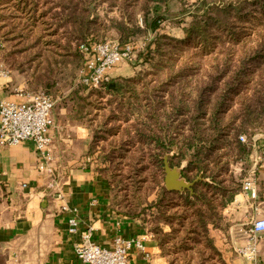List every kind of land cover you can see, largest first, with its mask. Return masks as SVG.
I'll return each mask as SVG.
<instances>
[{
	"label": "rangeland",
	"instance_id": "rangeland-1",
	"mask_svg": "<svg viewBox=\"0 0 264 264\" xmlns=\"http://www.w3.org/2000/svg\"><path fill=\"white\" fill-rule=\"evenodd\" d=\"M4 1L6 0H0V37L6 36L9 40L8 50L11 53L14 51L16 54L7 56L6 51L0 55V66L10 71L11 77L14 74L17 79L26 83L30 92H38L43 90L45 85H53V90L49 95L56 100L54 116H59L60 120L70 114L72 109L71 96L83 92L82 80L85 59L82 48L79 52V59L70 56V58L66 57L67 65L59 64L61 56L67 53V50L64 49L69 47V42L71 50L74 52L77 47L75 40H81V38L89 37L84 41V45L88 46L107 41L121 43L122 36L128 34L133 36L130 40L137 48L136 59L132 63L121 64L116 67V70L119 69L117 70L119 74L125 75L126 79L131 80L128 87L130 90L128 97L131 101H142V108L137 110V112L141 111L142 120L141 122L136 120L135 124L116 121L108 129L118 132L119 137L114 140L110 138L107 143H104V147L105 149L109 148L110 151L111 144L122 145L126 138L138 129L144 137L142 148L140 151L137 150L138 147L136 146V149L132 148V150L118 149L117 152H110L108 158L105 156L108 159L107 162L103 160V165L106 167L102 168L103 171L99 174L110 184L113 190L114 204L121 214L124 215L125 213L138 217L147 233L153 235L155 239L159 237L157 231L163 230V233H169L171 228L161 220V213L155 206L162 188L167 190L165 174L163 176L161 172L156 171V162L151 157L155 144L148 141V138L162 133L163 129L164 131L167 129V133L171 132L175 136L179 135V137L183 134L184 136L190 134L193 119L196 117H199L201 125L206 126V132L211 133V135L215 133L212 118L214 111H216L215 106H217V91L225 90L226 83H229L230 76L234 75L237 69L236 65L230 66L229 71L225 70L228 72L226 73L227 78H222L217 84V77L221 71L219 68L217 72V63L219 62L217 59H220L221 62L229 54H232L230 51H222V49L237 43L235 42L237 36L233 32H229L230 35H227L217 31L215 21H211L213 26L208 31L211 35L206 38L198 36L187 38L185 29L193 25L196 26L206 19H219L217 7L224 9L231 4L235 7L239 0H169L167 4L157 5L149 4V0H72L77 4L76 11L73 10L75 19L72 18V24L67 26V29H61L62 46L55 44L48 49L46 48L49 54L44 52L41 47L33 44L34 40L21 42L20 19L22 16L8 11ZM41 3H48L41 11L45 12L52 8L55 9L53 6L55 4L68 5L69 0H42ZM251 4L254 9L247 6L248 8L245 10L251 9V12L242 13L243 17H250L252 12L257 14L254 16L260 17L261 12L255 8L264 9V0H257V3L252 0ZM86 11L88 12L84 13ZM90 11H92L91 15ZM57 12L59 11H49V14H56ZM155 15H161L164 18L160 28L156 32L147 31L145 21L151 22ZM85 16L90 17V20L84 21ZM235 17L236 14L232 15L229 21L236 22ZM249 20L245 23H250ZM6 23L8 26H5ZM119 25H124L122 32L117 29ZM57 34L56 31L51 30V35H54L55 41H58ZM217 34L222 35L218 36ZM159 36L165 38L160 39ZM247 38L244 36L241 41ZM157 43L160 44L158 52L156 51ZM222 44H226V47H221ZM49 71H53L52 77L49 76ZM41 76L45 77L44 81L46 82L44 84L38 82ZM242 80L243 85L250 84L246 79ZM205 90V94L201 96ZM201 100L204 106L202 111L201 108H198ZM229 100L227 98L228 104L231 103ZM110 101L113 100L109 96L91 93L87 101L83 102L85 107L82 111L83 115L85 113L88 115L86 123L91 124L90 120L95 121L98 118L96 117L97 110L104 107L108 110L102 111L101 120L98 118L97 123L106 120L110 116ZM130 107L131 104L125 103L123 105L113 103L112 105V109L115 108L116 112L125 113L127 118L133 116V110ZM231 107L227 106L228 111L225 116L229 115ZM232 109H236L235 101H233ZM203 112L207 114L203 115ZM97 114L99 115V113ZM115 116L116 119L120 117ZM228 121L229 119L226 120V122ZM71 124L69 121L56 123L62 137L67 138L74 133L72 131L75 130L70 128ZM97 126L93 122L90 127L94 130ZM241 136H245L247 142H240L249 146L253 152L255 146H263L264 119L254 130L243 133ZM238 151L234 143L233 145L219 143L211 152L206 149L208 156L203 154L206 161L212 163L211 168L216 167L215 163L218 160L220 161L219 167H227V172L220 180H224L225 186L233 189V192L237 191V193L242 190L245 168L248 164H252L250 157L243 158ZM173 154L171 153L166 157L169 158ZM228 197V195L223 197L219 194L217 200L212 203L215 210H209V207L204 206L209 220L214 223L208 225V235L196 225V230L204 234L193 236L188 240L184 237L187 229L190 228V222L184 223L182 227V222L179 221L178 216H173L175 213H180V210L178 209L177 212V208L172 207L173 209L169 211L168 216L173 218L172 223L178 233L172 237H165L167 254L163 255L161 251V257L168 264H229L228 259L236 261L230 262L231 264H240L237 262L238 260L241 262L246 260L240 251L244 247L222 246L226 242L225 239L229 230L234 227L235 233L239 235L237 239L240 241V236L250 231L253 222L245 218L241 219V216L233 218L234 214H231L233 219H228V214L224 213L228 205L223 209ZM175 203L178 202L175 201ZM193 239H196L198 243H195Z\"/></svg>",
	"mask_w": 264,
	"mask_h": 264
},
{
	"label": "trees",
	"instance_id": "trees-1",
	"mask_svg": "<svg viewBox=\"0 0 264 264\" xmlns=\"http://www.w3.org/2000/svg\"><path fill=\"white\" fill-rule=\"evenodd\" d=\"M41 1L42 0H6L4 1V5L6 6V9L8 11L15 12L18 15L22 16V19H20L22 30L21 42H26L30 39L34 40L33 44L41 47L44 52L49 54V52L46 50L51 45L58 44L62 46L61 43L63 40L61 39L62 34H60V32L62 31L61 29H67V26H71L72 18H74L73 10L76 11L77 4L72 2V0H69L68 5H63L60 3L58 5L55 4L53 5L55 6V9L52 8L51 10L41 12L42 8L44 6H47L48 4L41 3ZM168 1L169 0H149V4H167ZM251 2L252 0H249V2L248 0H239L237 1V6L235 7L232 4L224 7V9H220L219 7H217L216 10L218 12V15L220 16V18L218 17L219 19H206L204 21H201V23H198L196 26L193 25L185 29L187 38L191 36L206 38L208 35H211L208 32L209 29L213 26V23L211 21H215L218 28L217 31H219L220 33H226L227 35H230L229 32H233L237 36L235 40V42L237 43H233L232 46L229 45V48H225L226 44H222L221 46L225 48L222 49V51L228 50L232 54H229L226 59L221 62L220 59H217L219 60V62L217 63V72L219 68L221 69L220 74L217 77V84L222 78H227L226 73L228 72H226L225 70L229 71L230 66L236 65L237 69L235 70V74L230 76L231 78L229 80V83H226L227 86L225 90L221 89L220 91H217V106H215L216 111H214L212 118L215 132L213 133V135L206 132V126L201 125L199 117H196L195 119H193L192 130L189 131L190 134H187L185 136L183 134L181 137H179V135L175 136L171 132L167 133V129L165 131L163 129L162 133L148 138V141L155 144V149L152 151L151 157L156 162V171L161 172V174H163L164 176L165 157L167 155H171V153H174L168 158L170 166L172 168L181 167L184 163H186V166L182 172V176L188 182L193 183L192 188L189 190L177 192L167 191L162 188V190L158 194L155 206L161 213V220L166 226L171 228V231L169 233H163V230L157 231L159 237H157L155 240L157 241L163 255L167 254V251L165 249V247H167L165 237H172L178 233V231L174 229L175 227L172 223L173 218L171 219V217L169 218L168 216L170 210H172L173 208H177V212L178 209L180 210V213H175L173 216H178L179 221L182 222V227L184 226V223L186 224L187 222H190V228L187 229L184 239L188 240L193 236H199V234L203 235L204 233L208 235L207 227L210 223L214 222H211V220H209L204 206L209 207V210H215V207L212 205V203L217 200L219 194H221V196L223 197L228 195V200L223 206L224 209L233 201L237 193V191L233 192V189L230 188V190L229 187H226L224 180H220V178L227 172V167H219L220 161L218 160L217 163H215L216 167L213 166V168L215 169H213L211 168L212 163L206 161L205 155L203 156V154H206V156H208L206 149L211 152L215 148L216 144L228 143L230 145H233L234 143L236 148L239 150L238 152L241 157L251 158L253 154L252 149L249 146L242 144L239 140L241 134L249 133L250 131L254 130V128L258 127L260 125V122L264 119V9L255 8V10L261 12L260 17L254 16L257 15L255 12H252V15L250 17H243L242 13L251 12V9H249V11L245 10L246 8H248L247 6L254 9V6L251 4ZM253 2L257 3V0H253ZM55 10H58L59 12H57L56 14H49V11ZM206 10L209 11L210 9ZM87 12L88 11L84 13ZM91 12L92 11H90V15ZM234 14H236V17L234 19H236L237 21H229L230 17ZM163 19L164 18L161 15H155V18L151 20V22L145 21V27L147 28V31H158ZM248 19H250V23H245V21H247ZM87 20H90V17L85 16L84 21ZM5 26H8V23H6ZM122 26L124 27V25H119L117 29L121 31ZM51 30L58 33L56 36L58 37V41L54 40L55 37L54 35H51ZM217 35L221 36L222 34ZM244 36H247L248 38L241 41V38H243ZM132 37L133 36L130 34L122 36L121 44L132 43V41L130 40ZM88 38L89 37L81 38V40L77 38L78 40H75L77 41V47L74 52L71 50L72 48L69 42V47L64 49L67 50V53L62 56L60 55L61 59L59 60V64L67 65L68 62L66 61V57L70 58V56H74L79 59V52L84 45V41H86ZM159 38L163 39L165 37L159 36ZM8 42L9 40L5 35L0 37V43L2 44V48H0V55H3V53H6V51L8 54L7 56L16 54V52L12 51L11 53L8 50ZM159 47L160 44L157 43V52L159 51ZM223 67L224 70H222ZM52 75L53 71H49V76L52 77ZM44 78L45 77L41 76L38 82L40 84H44V82H46L44 81ZM242 79H246L250 84L243 85ZM130 83L131 80L129 79L116 78L112 79L111 83L104 85L98 90L90 91L88 93L78 92L75 96H71L70 102L72 109L70 111V116L76 118L78 121H81L85 125L87 124L86 122L88 119V115L86 113L85 115H83L84 113L82 111L85 108L83 106V102L87 101V98L91 93L104 94L111 97L113 100L109 102L111 105L109 106L110 116L107 117L106 120H104L103 122L100 121L101 123L99 122V124L97 123L98 118H101L100 115L102 114V111L108 110L105 107L102 109L99 108L97 110V113H99V115L96 113V117L98 118H96L95 121L90 120V122H92L91 124L95 122L98 126L95 128L93 127L94 138L90 146L87 160L95 161V163L98 165V172L103 171L102 168L106 167L105 165H103V160H108L107 158L110 152H117L118 149L132 150V148L136 149V146L138 147L137 150L139 151L142 148V139L144 137L140 134L141 131L138 129L134 134H130L122 145L119 144L115 146L114 144H111L110 151L109 148L105 149L104 147V143H107L110 138L114 140L119 137L118 132L116 133L113 131H109L108 129L112 124H115L116 121H118V123L123 122L125 124H135L136 120H139L140 122L142 120L141 111L137 112L138 109L142 108V101H131L130 97H128V93H130V90H128ZM52 90L53 85H45L43 86V90L38 92H44L49 95ZM205 92L206 90L202 92L201 96H203ZM227 98L230 99V104L227 103ZM233 101H235L236 109H232ZM113 103L120 105H123L124 103L131 104L130 108H132L133 110V116L127 118L125 117V113L122 114V112H116L115 108L112 109ZM227 106L232 107L230 109L231 112L229 113V115L225 116L228 111ZM203 107V101L201 100L198 108H201L202 111ZM144 108L146 107L144 106ZM202 114L206 115L207 113L203 112ZM115 115L120 117H117L116 119ZM228 119L229 121L226 122V120ZM91 124H87V126L90 127ZM103 134H105V136H103ZM105 156L107 158H105ZM111 191H113L112 188ZM175 201H177L178 203H175ZM112 204L114 208L118 209L114 204L113 198ZM124 216L139 220V218L135 215H127L124 213ZM196 225H198L204 233H199L201 231L196 230ZM193 240L195 243H198L196 239Z\"/></svg>",
	"mask_w": 264,
	"mask_h": 264
},
{
	"label": "crops",
	"instance_id": "crops-1",
	"mask_svg": "<svg viewBox=\"0 0 264 264\" xmlns=\"http://www.w3.org/2000/svg\"><path fill=\"white\" fill-rule=\"evenodd\" d=\"M117 70L112 78H125ZM28 93L27 84L14 74L0 80V103H24ZM55 117L56 123H72L70 128L75 131L62 137L56 126L50 135L51 159H43L29 142L0 146V264H77L75 246L85 241L88 233L90 241L103 248H111L119 235L141 240L146 251L162 258L157 241L143 224L113 207L108 182L99 174L95 161L87 160L94 138L92 128L70 114L63 120ZM256 155L254 151L245 176L254 170ZM182 166L185 168L186 163ZM255 169L256 197L239 191L224 210L228 219L231 214L250 221L264 219V162ZM70 219L78 221L75 233H70ZM226 236L223 247L253 245L248 232L239 241L234 227ZM255 245L256 264H264V234L257 236ZM142 254L133 247L132 263L143 264ZM237 262L254 264L251 259Z\"/></svg>",
	"mask_w": 264,
	"mask_h": 264
},
{
	"label": "built area",
	"instance_id": "built-area-1",
	"mask_svg": "<svg viewBox=\"0 0 264 264\" xmlns=\"http://www.w3.org/2000/svg\"><path fill=\"white\" fill-rule=\"evenodd\" d=\"M0 48L2 44L0 43ZM82 53L85 59L82 87L98 90L111 83L112 73L123 63H132L137 56L134 43L121 44L118 41H107L93 45H84ZM11 77L9 70L0 66V80ZM27 101L21 104L13 102L0 103V146L32 143L43 159H51V132L56 128L54 109L56 100L44 92H30ZM242 143L247 142L245 136L240 137ZM255 146V145H254ZM256 157L253 160L254 170L244 178L242 190L254 198L258 192L256 169L264 162V145L255 146ZM70 233L78 230V221L69 220ZM249 240L253 245L244 247L240 251L246 259L254 260L258 249L255 245L257 236L264 234V219L252 222ZM136 247L142 251L143 264H168L163 258H157L146 251L143 241L127 239L122 235L113 240L111 248H103L90 241V233L85 241L75 246L77 264H133L131 249Z\"/></svg>",
	"mask_w": 264,
	"mask_h": 264
},
{
	"label": "water",
	"instance_id": "water-1",
	"mask_svg": "<svg viewBox=\"0 0 264 264\" xmlns=\"http://www.w3.org/2000/svg\"><path fill=\"white\" fill-rule=\"evenodd\" d=\"M183 169V166L172 168L168 161V157L165 158V187L168 191L182 192L192 188L193 183L188 182L182 176Z\"/></svg>",
	"mask_w": 264,
	"mask_h": 264
}]
</instances>
